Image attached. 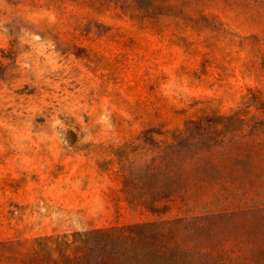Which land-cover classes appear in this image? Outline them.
Masks as SVG:
<instances>
[{"label": "rangeland", "instance_id": "1", "mask_svg": "<svg viewBox=\"0 0 264 264\" xmlns=\"http://www.w3.org/2000/svg\"><path fill=\"white\" fill-rule=\"evenodd\" d=\"M181 140L200 142L207 177L216 158L223 175L246 161L242 189L166 201L163 215L132 204L125 181L151 180L168 155L171 184ZM261 176L264 0H0V264L59 259L78 233L204 216L203 236H238L264 260ZM235 209L248 214L214 219Z\"/></svg>", "mask_w": 264, "mask_h": 264}, {"label": "trees", "instance_id": "2", "mask_svg": "<svg viewBox=\"0 0 264 264\" xmlns=\"http://www.w3.org/2000/svg\"><path fill=\"white\" fill-rule=\"evenodd\" d=\"M196 124L200 128L204 121L201 119ZM185 142L181 140L170 145V160L174 172L170 176L171 184L168 186L165 184L167 177L160 170V165L168 155L159 156V164L152 167L151 180H147L142 185L139 179L132 177L125 181V192L132 204L143 206L152 214L163 215L170 210L171 207L167 204L170 201L177 200L187 208L191 202L198 203L204 201L206 197L220 202L223 198L222 192L226 196L229 195L232 186L242 189L238 173L246 161L227 164V171L232 173L223 175L221 161L216 158L217 161L213 165L217 168V173L207 177L208 164L204 161L203 148L197 146L200 142L194 145L195 148ZM231 167L235 170V174ZM259 178L256 182L257 186L261 187L264 178L262 176ZM152 180H158L160 186L155 188ZM224 199L227 200L228 197ZM259 212L264 213V206L259 208ZM243 214L247 215L248 210L220 212L214 219L220 216L237 219ZM207 218L204 216L192 221L187 218H176L171 221H153L97 229L84 234L78 233V239L72 243L68 241L63 243L68 247H72L73 243H79L72 247L73 257L67 256L63 244H59L55 249L60 255L59 259H52V254L49 253H37L32 262L35 264H264V260L251 250L253 242L238 236L228 235L226 238H219L212 235V240L211 237L203 236V232L209 229L206 224ZM45 249L41 248V252Z\"/></svg>", "mask_w": 264, "mask_h": 264}]
</instances>
